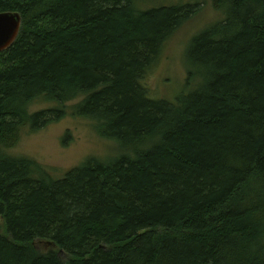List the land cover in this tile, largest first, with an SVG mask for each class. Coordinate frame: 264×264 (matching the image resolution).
<instances>
[{"label": "trees", "instance_id": "obj_1", "mask_svg": "<svg viewBox=\"0 0 264 264\" xmlns=\"http://www.w3.org/2000/svg\"><path fill=\"white\" fill-rule=\"evenodd\" d=\"M134 1L0 0L21 20L0 53V264H264V0H210L225 20L188 44L200 84L174 103L140 83L197 5ZM76 100L116 158L54 179L9 152Z\"/></svg>", "mask_w": 264, "mask_h": 264}, {"label": "rangeland", "instance_id": "obj_2", "mask_svg": "<svg viewBox=\"0 0 264 264\" xmlns=\"http://www.w3.org/2000/svg\"><path fill=\"white\" fill-rule=\"evenodd\" d=\"M186 4L197 5L196 14L164 44L156 62L140 83L151 100L174 103L180 96L189 95L198 88L200 81L189 78L186 48L193 38L221 24L225 15L215 10L210 0L134 1V7L139 11ZM78 102L76 100L66 104L67 115L64 118L49 123L36 133L23 132L18 145L9 152L17 157L34 160L54 179H61L69 170L88 159L95 158L106 163L116 158L120 151L115 142L100 137L93 120L73 113ZM51 107L54 105L40 102L33 105L31 111ZM0 229H3L1 220ZM37 246L41 251L53 249L51 244L46 243Z\"/></svg>", "mask_w": 264, "mask_h": 264}, {"label": "water", "instance_id": "obj_3", "mask_svg": "<svg viewBox=\"0 0 264 264\" xmlns=\"http://www.w3.org/2000/svg\"><path fill=\"white\" fill-rule=\"evenodd\" d=\"M21 20L15 13H0V53L9 49L17 39Z\"/></svg>", "mask_w": 264, "mask_h": 264}]
</instances>
